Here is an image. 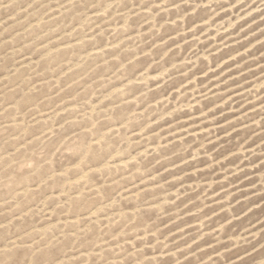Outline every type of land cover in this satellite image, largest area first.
Returning <instances> with one entry per match:
<instances>
[{"label": "rangeland", "instance_id": "obj_1", "mask_svg": "<svg viewBox=\"0 0 264 264\" xmlns=\"http://www.w3.org/2000/svg\"><path fill=\"white\" fill-rule=\"evenodd\" d=\"M0 264H264V0H0Z\"/></svg>", "mask_w": 264, "mask_h": 264}]
</instances>
